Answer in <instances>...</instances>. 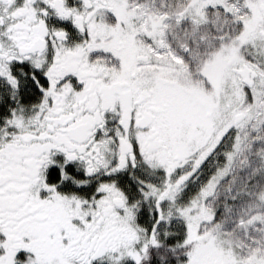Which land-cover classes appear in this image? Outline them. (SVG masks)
Segmentation results:
<instances>
[{
	"label": "snow or ice",
	"instance_id": "snow-or-ice-1",
	"mask_svg": "<svg viewBox=\"0 0 264 264\" xmlns=\"http://www.w3.org/2000/svg\"><path fill=\"white\" fill-rule=\"evenodd\" d=\"M0 264H264V0H0Z\"/></svg>",
	"mask_w": 264,
	"mask_h": 264
}]
</instances>
